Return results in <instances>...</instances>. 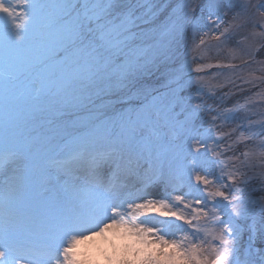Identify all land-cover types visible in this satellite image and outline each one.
<instances>
[{"label":"snow or ice","instance_id":"6c2138e0","mask_svg":"<svg viewBox=\"0 0 264 264\" xmlns=\"http://www.w3.org/2000/svg\"><path fill=\"white\" fill-rule=\"evenodd\" d=\"M206 6L208 25L219 33L214 34L216 40H228L229 29L246 16L247 6L244 12L234 13L221 31L217 21L223 22L228 12L220 14V0H207ZM178 7L188 11L178 16L173 10L159 21L155 0H52L47 4L0 0V173L13 168L14 173L25 174L0 187V264H256L251 236L244 259L240 258L247 209L241 197L230 198L221 190L232 191L221 183L223 169L219 178L213 177L210 169L215 161H209L208 154L222 153L206 140L190 136L195 142L186 154L180 149L153 156L149 149L144 158L131 147L144 126L145 113L136 112L121 116L119 129L108 133L110 146L99 158L88 151L93 136L101 131L94 123L69 134L64 146L74 150L64 155L46 156L42 143H27L23 150L4 143L22 120L42 110L44 97H58L66 108L78 107L91 102L93 95L123 90L150 72L195 19L190 15L195 11L191 0ZM256 8L260 19L255 26L264 28V0ZM253 35L264 37V31ZM157 36L166 37L168 43L145 46ZM205 67L210 66L197 65L194 71L200 73ZM33 74L36 79L21 87V77ZM199 107L184 120V130H195ZM177 136L174 131L173 138ZM113 159L115 169L105 184L98 169L101 161ZM133 165H146L144 179L129 187L118 181L117 173ZM74 169H83V178ZM67 176L74 180H65ZM227 176L235 180L234 173ZM61 182L62 190H57ZM156 188L161 190L159 197L151 195ZM183 188L187 191L174 194ZM21 201H27L24 214ZM209 202L214 204L206 211ZM229 207L227 219H220L216 208ZM210 214L218 228L207 227L204 218ZM156 217L161 219L150 226ZM22 228L26 229L23 236ZM177 230L184 235L175 238ZM36 231L43 238L39 246L26 239Z\"/></svg>","mask_w":264,"mask_h":264},{"label":"rangeland","instance_id":"374dc122","mask_svg":"<svg viewBox=\"0 0 264 264\" xmlns=\"http://www.w3.org/2000/svg\"><path fill=\"white\" fill-rule=\"evenodd\" d=\"M34 2L47 4L52 0ZM139 2L148 3L149 0ZM155 2L160 7L159 21L165 20L173 10L178 16L188 11L178 7L186 0ZM260 3L261 0H220V14L228 12L227 17H222L223 22L217 21L221 31L228 27L234 13L244 12L247 7L246 16L229 29V39L221 37L216 40L214 34L219 33L208 25L207 0H191L195 11L190 15L195 19L179 39L170 44L168 56L157 59L151 65L150 72L144 73L123 90L93 95L91 102L78 107L66 108L58 97H44L40 105L42 110L33 118L22 120L15 133L5 137V146L23 150L27 143H42L46 147V156L64 155L74 150V146H64L69 134L74 129L84 131L85 126L94 123L101 131L93 136L88 151L99 158V154L110 146L108 133L113 128L119 129L121 116L136 112L145 113L142 121L144 126L142 132L132 140L131 147L134 152L142 153L144 158H147L149 149L153 156L157 152L172 153L180 149L186 154L188 146L195 142L190 136L206 140L217 152L222 153L219 157L208 154L207 159L215 161L210 169L213 177L219 178L223 169L221 183L229 185L232 191L229 192L227 187L221 190L229 194L230 198L241 197L247 209V217L242 222L245 229L240 258L244 259L251 236L252 258L256 264H264V238L261 237V231L264 230V156L261 155L264 153V37L253 35L264 31V28L255 26L260 19L256 8ZM205 32H209V35L204 36ZM201 37L204 39L203 44L200 43ZM137 43L145 42L138 40ZM160 43L167 44L168 39L157 36L154 40L146 41L145 46ZM197 65L210 67L197 73L194 71ZM198 77H202V81ZM33 79H36L35 74L28 79L21 77V87ZM198 104L200 107L195 130L188 132L183 129V122ZM213 117L216 119L213 120ZM174 131L178 134L176 138H173ZM245 153L248 155L245 156ZM115 163V159L100 163L98 175L105 184L112 176ZM20 166L22 168V164ZM144 167L136 168L133 165L129 171L121 170L117 173V179L129 187L138 186L144 179ZM74 172L81 178L85 175L83 169H74ZM227 173H234L235 180H229ZM23 175V172L14 173L13 168H9L0 173V187L5 186L6 180L11 179L15 183ZM64 179L72 182L74 176ZM62 183L56 186L57 190H62ZM237 188L241 191H235ZM186 191L187 188H183L174 194ZM161 194L159 188L151 191L154 197ZM213 204L209 202L205 210L208 211ZM19 209L24 214L27 201H21ZM216 211L220 219L226 220L231 207L226 211L216 208ZM159 219L156 217L152 220L150 226L156 225ZM204 220L208 222L209 228L219 227L211 214ZM25 231V228L21 229L22 236ZM183 235L182 231L174 232L175 238ZM200 236L203 239L204 233ZM26 239L35 246H39L43 240L38 231L27 235Z\"/></svg>","mask_w":264,"mask_h":264}]
</instances>
